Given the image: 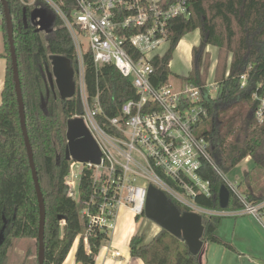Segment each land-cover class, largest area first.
I'll list each match as a JSON object with an SVG mask.
<instances>
[{"label": "trees", "instance_id": "16d2710c", "mask_svg": "<svg viewBox=\"0 0 264 264\" xmlns=\"http://www.w3.org/2000/svg\"><path fill=\"white\" fill-rule=\"evenodd\" d=\"M8 2L14 23L26 123L46 206L44 264H63L76 238L87 226V218L81 213L83 205L68 193L66 177L71 161L65 158L67 120L81 114L83 109L76 95L61 100L50 91L47 96L45 63L49 62L50 54H59L70 58L75 65L76 51L60 17L57 16L45 42L42 32L30 24L25 27L24 7L29 14V5L23 0ZM190 9L189 16L170 21V46L164 56L154 58L152 82L158 87L168 83L172 73L170 62L179 42L185 34L199 30L200 43L192 48V69L182 80L184 85L205 84L210 72V62L205 56L211 51L207 47L218 48L215 81L219 82L220 91L207 101L209 118L202 129L210 141L211 155L224 172L248 156L255 167H259L264 164V125L256 121L258 102L253 94L264 80V0H191ZM1 29L7 52L0 56L6 58L7 67L0 102V232L5 219L9 223L0 245V264H9L10 248L18 238L34 241L33 264H38L40 207L20 122L5 19ZM86 68L88 94L92 97L100 93L107 115H117L125 101L137 97L132 79L123 76L113 64L97 70L92 57L87 55ZM43 102L47 103L46 110ZM58 156H61L60 163ZM200 174L210 181L212 194H199L197 203L209 209H220V190L225 181L208 162L204 163ZM92 191V171L85 169L80 180L81 200L90 199ZM248 196L251 200H264V194L248 193ZM174 203L181 211L187 210ZM239 207L241 204L231 194L228 208ZM59 215H64L66 220H60ZM202 216L204 244L217 243L232 248L216 233L221 216ZM109 240L108 232L99 228L89 236L88 242L80 238L77 263L95 264L96 255ZM129 247L132 256L141 258L145 264H202L201 254H193L183 239L166 229H161L149 241L143 233H135ZM31 254L32 248H28L22 264H29Z\"/></svg>", "mask_w": 264, "mask_h": 264}, {"label": "built area", "instance_id": "2783aa9c", "mask_svg": "<svg viewBox=\"0 0 264 264\" xmlns=\"http://www.w3.org/2000/svg\"><path fill=\"white\" fill-rule=\"evenodd\" d=\"M26 4L54 10L68 29L76 51L75 81L81 95L82 117L100 146L99 164L71 160L66 177L69 196L83 205L87 218L84 233L97 228L110 238L117 224L119 209L128 207L136 218L144 209L150 184L162 189L169 198L202 215L251 214L261 220L264 200H251L235 180H229L210 152V141L202 132L209 118L207 101L218 83L205 86L175 85L158 87L152 82L155 57H162L170 46V21L191 14V0H23ZM46 2V3H45ZM4 12L0 0V28ZM167 46V48H165ZM96 69L113 64L123 76L132 79L137 97L125 101L117 115L104 112L100 93L90 97L87 90L86 57ZM243 85L246 74L242 75ZM258 102L255 118L264 125V80L253 94ZM74 161V162H73ZM76 164L82 168L75 171ZM210 163L225 181L239 208L209 209L197 203V196H210L211 183L200 174ZM92 171L93 191L81 200L83 171ZM120 255V252H115Z\"/></svg>", "mask_w": 264, "mask_h": 264}, {"label": "water", "instance_id": "95a60500", "mask_svg": "<svg viewBox=\"0 0 264 264\" xmlns=\"http://www.w3.org/2000/svg\"><path fill=\"white\" fill-rule=\"evenodd\" d=\"M1 2L7 27L13 78L19 104L20 122L40 207L38 264H44L46 221L45 199L41 189L34 151L26 123L25 101L21 87L18 56L15 46L12 12L8 0H1ZM56 19L57 14L47 6H36L29 14H27V7H24L25 27H28L30 24L35 27L38 32L44 31L46 34L52 32ZM45 68L50 84V88L47 89V96H49L50 90L53 91L56 98L59 96L61 100L70 99L76 95L75 69L73 61L70 58L64 55L50 54L49 62L45 64ZM43 108L46 110V102H43ZM66 137L67 145L65 149V158L67 160H75L83 163H100L102 155L100 146L82 117H72L67 120ZM60 159L61 156H58V163H60ZM230 198L231 192L229 188L225 184L222 185L220 190L221 208H227L229 206ZM144 214L162 229H166L178 238L183 239L188 244L189 249L193 254H202L204 246V241L202 239L204 234L202 214L190 210L181 211L169 196L154 184H150L148 187ZM59 219L66 220V217L64 215H59ZM8 223V220L5 219V223L0 232V245L4 241Z\"/></svg>", "mask_w": 264, "mask_h": 264}, {"label": "crops", "instance_id": "0c3cea01", "mask_svg": "<svg viewBox=\"0 0 264 264\" xmlns=\"http://www.w3.org/2000/svg\"><path fill=\"white\" fill-rule=\"evenodd\" d=\"M181 42L182 41L179 42L177 48ZM193 46L194 45L191 43H186L183 48L189 55L191 61ZM207 50L211 51V47H207ZM0 54H6L4 37H0ZM6 67V58L0 56V72L4 69L6 73ZM1 86L2 88L4 86L3 79L0 80V88ZM245 159L252 160L251 156H248ZM122 208H126L130 213H133L126 206H123L120 209ZM156 227L157 226H155V232L150 239L158 233L159 230ZM130 229L135 230V226L132 224ZM216 233L224 241L230 243L232 248L224 244H204L202 254L200 255L202 264H264V215L261 220L251 214L221 216ZM112 234L110 240L101 247L99 253L96 255L95 264H145L141 258L132 256L129 245L123 247L112 242ZM143 234L146 236L145 232H143ZM150 239H146V241H149ZM31 241L33 240L31 239ZM75 242H77L76 246L72 247L63 264H78L76 261V250L79 240L76 239ZM115 252H120V255H116Z\"/></svg>", "mask_w": 264, "mask_h": 264}, {"label": "rangeland", "instance_id": "374dc122", "mask_svg": "<svg viewBox=\"0 0 264 264\" xmlns=\"http://www.w3.org/2000/svg\"><path fill=\"white\" fill-rule=\"evenodd\" d=\"M29 7L32 10L36 7V5L35 3H31L29 4ZM2 32L3 31L1 29L0 37H4ZM42 35L45 42H47L46 32L43 31ZM200 37L201 36L199 30H194L185 34L181 40L182 42L180 43L179 47L174 52L172 60L170 62V69L172 73L169 78L175 85L179 86L180 84H182L183 83L182 76L187 75L192 69V61L189 55L184 51L183 49L184 45L186 43H191L194 46L198 45L200 43ZM209 47H211L212 54L209 52V55L205 56L207 61L210 62L209 77L207 82L200 86H205L206 84H212L213 82L215 84L218 83L217 86L211 87V88H218L217 90L212 89L213 94H215L213 98H215L216 96H218V93L220 91L219 82L215 81V67L217 63L216 57H217L218 48L212 46ZM165 48H167V46H165ZM4 77H5V70L3 69L2 72H0V80L1 79L4 80ZM76 96H78V98L81 99V95L78 92V89L76 92ZM81 168L82 165L76 164L75 162L74 170L79 171ZM226 176L228 177L229 180L237 181L240 190L246 194L248 193L264 194V164L260 165L259 167H255V163L253 160L243 159L240 163H238L236 166H234L228 172H226ZM132 224L135 226V230L130 229L132 227ZM154 224L156 223L148 219L146 216H141L139 218H136L133 215V213H130V211H128V209L122 208L119 211V218L117 220L116 228L114 230V233L112 234V242H114L115 244H119L120 246L123 247L128 246L131 237L135 233H143V232H145L146 239L148 240L150 239L152 234H154L155 226H157L156 228L159 231L162 229L159 225L157 224L154 225ZM76 244L77 242H74L73 247H75ZM28 248H32V254L28 259V263L33 264L36 253V245L34 241H31V239L28 238H18L14 241L9 251V255H10L9 264H22Z\"/></svg>", "mask_w": 264, "mask_h": 264}, {"label": "flooded vegetation", "instance_id": "af4514ba", "mask_svg": "<svg viewBox=\"0 0 264 264\" xmlns=\"http://www.w3.org/2000/svg\"><path fill=\"white\" fill-rule=\"evenodd\" d=\"M29 13H30V12H29ZM47 35H48V34H47ZM46 63H47V62H46ZM46 63H45V64H46ZM45 71H46V68H45ZM46 75H47V73H46ZM45 81H46V87H47V89L50 88V84H49V81H48V76H47V78L45 79ZM50 91H51V90H50ZM52 92H53V91H52ZM53 94H54V93H53ZM58 97H59V96H58ZM58 97H57V98H58Z\"/></svg>", "mask_w": 264, "mask_h": 264}]
</instances>
